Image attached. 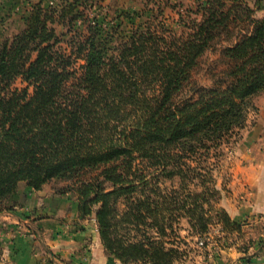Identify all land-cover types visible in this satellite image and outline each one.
Instances as JSON below:
<instances>
[{
    "label": "trees",
    "instance_id": "trees-1",
    "mask_svg": "<svg viewBox=\"0 0 264 264\" xmlns=\"http://www.w3.org/2000/svg\"><path fill=\"white\" fill-rule=\"evenodd\" d=\"M22 2L23 28L0 44V213L21 184L59 185L121 264H175L174 211L195 237L216 226L239 236L210 206L223 190L211 161L264 93V0H193L170 24L160 0L132 13ZM161 178L178 192L162 194Z\"/></svg>",
    "mask_w": 264,
    "mask_h": 264
},
{
    "label": "crops",
    "instance_id": "crops-1",
    "mask_svg": "<svg viewBox=\"0 0 264 264\" xmlns=\"http://www.w3.org/2000/svg\"><path fill=\"white\" fill-rule=\"evenodd\" d=\"M253 104L255 110L250 111L230 158L229 181L220 187L219 208L241 224V233H222L219 226L213 227L209 232L217 236L212 245L199 250L188 264H264V93ZM58 187L46 184L33 191L19 185L12 210L0 213V260L114 264L101 244L95 218L81 219L76 196L59 194Z\"/></svg>",
    "mask_w": 264,
    "mask_h": 264
},
{
    "label": "rangeland",
    "instance_id": "rangeland-1",
    "mask_svg": "<svg viewBox=\"0 0 264 264\" xmlns=\"http://www.w3.org/2000/svg\"><path fill=\"white\" fill-rule=\"evenodd\" d=\"M23 0H0V44L7 38H10L13 34L19 32L23 28V16L26 13V3L22 2ZM27 0H25L26 2ZM36 1V0H32ZM47 5H52L53 7H56L60 4L61 0H44ZM102 2V6L106 7L109 11L114 10H128V12L132 13V11H138L144 9L143 2L141 3V0H97ZM164 4L167 2L166 9H165V16L168 18V24H170L172 21L176 20L178 18L177 16V9L180 8L179 5L185 9L186 7L192 6L193 0H160ZM245 3L248 4V6L251 9L256 10L257 7H254V0H244ZM192 8V7H191ZM264 8V6H262ZM91 13V12H90ZM113 13V12H112ZM262 12L257 11L255 13V16H261ZM109 19V17H107ZM142 20L137 21L135 19L136 23H140ZM170 22V23H169ZM127 24V22H126ZM124 29L125 25L123 26ZM60 30V29H59ZM216 55L210 54L208 57L209 62L213 61L215 59ZM200 74V73H199ZM198 74V75H199ZM201 78V83L203 85H207L206 78L199 76ZM17 88L23 87L22 84L19 82L16 83ZM248 120V119H247ZM241 132L239 135L233 136L229 141L224 144L221 148V156L218 157L215 160H212V176L214 179V183L217 186V188H220L224 184H226L228 180V168L230 167V158L232 153L235 151V148H237V144L239 143ZM178 179L169 180L165 178H161L159 180V187L162 191V194L168 195L171 192V195H173V192H178ZM221 189V188H220ZM164 196V195H162ZM222 197V195H221ZM221 200V198H220ZM220 200L210 199V206L213 208H219ZM213 202H216L215 205ZM207 208V207H206ZM213 212V211H212ZM169 218V222L172 223L174 232L171 235V232H168L170 234V242H174V244L179 248L180 252L183 254V256H180L181 258L177 260L175 264H188L192 259V256L197 254V252H200L197 247L198 240L202 237H195L193 234V231L190 229L189 225L187 224V217L183 215V212L181 211H174L169 213L167 216ZM211 230V229H210ZM145 231L149 233L151 236H156L154 233L155 229L146 228ZM177 234V235H175ZM217 235H213L214 237ZM202 239V238H201ZM240 246V245H239ZM202 251V250H201ZM0 264H3V262L0 260ZM191 264V263H190Z\"/></svg>",
    "mask_w": 264,
    "mask_h": 264
},
{
    "label": "built area",
    "instance_id": "built-area-1",
    "mask_svg": "<svg viewBox=\"0 0 264 264\" xmlns=\"http://www.w3.org/2000/svg\"><path fill=\"white\" fill-rule=\"evenodd\" d=\"M201 238L197 242V247L199 250H203L207 246L212 245L213 235L210 232L204 234ZM114 264H121V263H119L118 261H115Z\"/></svg>",
    "mask_w": 264,
    "mask_h": 264
}]
</instances>
